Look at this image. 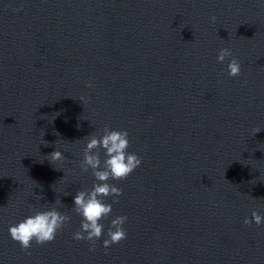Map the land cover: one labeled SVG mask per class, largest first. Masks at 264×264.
<instances>
[{"label":"water","instance_id":"1","mask_svg":"<svg viewBox=\"0 0 264 264\" xmlns=\"http://www.w3.org/2000/svg\"><path fill=\"white\" fill-rule=\"evenodd\" d=\"M221 47L240 75L216 62ZM105 125L128 131L141 165L109 181L122 195L102 222L125 215L126 239L105 249L102 233L90 252L72 238V196L94 182L80 172L83 138ZM57 148L66 159L50 162ZM56 198L69 223L21 250L9 226ZM254 210L264 215V4L0 0V264H264V224L242 223Z\"/></svg>","mask_w":264,"mask_h":264},{"label":"clouds","instance_id":"2","mask_svg":"<svg viewBox=\"0 0 264 264\" xmlns=\"http://www.w3.org/2000/svg\"><path fill=\"white\" fill-rule=\"evenodd\" d=\"M259 2L264 4V0ZM20 10V8L15 9L17 12ZM210 20L215 22L216 17L213 15ZM226 59H228L227 75L229 77L240 75V62L232 55L230 48L221 47L216 54V62L223 64ZM221 83L222 81L217 80V84ZM85 86L92 87L91 80ZM79 99L83 101L85 98ZM83 139L85 143L82 149L83 159L79 165L80 172L87 173L91 170L94 182L90 189L77 190L72 196L71 210L81 218L79 229L73 232L72 238L76 241L90 242L88 250L91 252L95 249L94 242L101 238L102 233L106 238L101 241V246L105 249L126 239L127 234L123 227L127 220L125 215H115L108 222L107 228L102 222L112 213V204L117 203V198L122 195V189L109 181L124 180L141 165V159L135 152L128 151L129 134L125 129L115 130L105 125L99 137L93 132ZM101 150H103V160L99 154ZM48 157H51V160ZM48 157L50 162L66 159L58 148ZM36 197L38 201L42 198L39 195ZM108 197H112L111 203L106 202ZM48 205L46 208L41 207L31 211L30 214L9 226V236L19 244L21 250L29 249L33 243L42 245L53 241L62 228L69 223L70 216L59 210L64 206L59 198ZM242 223L244 225L254 223L260 226L264 224V215L254 210L251 218L245 217Z\"/></svg>","mask_w":264,"mask_h":264}]
</instances>
